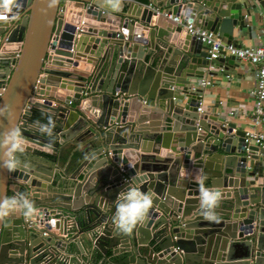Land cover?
Listing matches in <instances>:
<instances>
[{
  "label": "water",
  "instance_id": "water-1",
  "mask_svg": "<svg viewBox=\"0 0 264 264\" xmlns=\"http://www.w3.org/2000/svg\"><path fill=\"white\" fill-rule=\"evenodd\" d=\"M62 1L14 0L0 26V137L19 128L26 140L18 169L0 167V200L24 193L40 212L35 221H0V264H264V148H247L246 130L227 120L220 101L199 113L204 90L193 91L205 67L236 58L210 62L204 43L158 15L232 43L264 0H124L119 11L79 0L81 24L60 16ZM95 96L102 102L91 116L74 106ZM137 102L149 108L147 123L128 119ZM49 117L51 136L36 125ZM198 173L223 194L218 223L200 215ZM129 186L151 193L153 205L120 234L115 201ZM81 210L97 219L91 238H79L70 216Z\"/></svg>",
  "mask_w": 264,
  "mask_h": 264
},
{
  "label": "crops",
  "instance_id": "crops-1",
  "mask_svg": "<svg viewBox=\"0 0 264 264\" xmlns=\"http://www.w3.org/2000/svg\"><path fill=\"white\" fill-rule=\"evenodd\" d=\"M124 1V0H123ZM125 1H132V0H125ZM79 2V1H75ZM134 2V0H133ZM80 4V3H79ZM79 4L69 5L66 11V18L65 21L68 23H77L86 20V13L85 9L82 8ZM81 14V17L78 14ZM252 15L248 16L247 23L248 28L240 33L238 29L235 30V39L232 41L233 44L238 45L243 48L247 47H255L260 45V37L262 33V22H263V14L264 11H252ZM164 14V13H163ZM115 18V17H111ZM160 19L163 20L165 24H168L172 27L173 30L178 26L174 21L170 19H165L163 15H160ZM9 21L0 22V26L6 24ZM227 42H229L226 39ZM146 55V54H145ZM219 65H215L217 68ZM220 66H224L226 69V73L222 74L219 73L217 70L213 72H206L203 78L210 79L213 76V84L204 89V99L202 102V107L204 111L208 108L213 107L217 101H220L222 106V110L224 115L226 116L228 121L237 123L239 127L244 128L245 130L252 127L254 121V110H255V91H256V67L250 63H244L240 60L236 59L233 63L230 61H226L225 63L221 64ZM85 67H89L86 63H80L79 72L83 73L84 75H89V71L85 70ZM60 69V68H57ZM204 70V69H203ZM227 75H231L230 79L227 78ZM85 84H90V81H87ZM59 93L62 95H68L70 92L67 90L59 89ZM96 101L101 103V96H95L92 98L87 97L82 103L74 104L75 107L80 109L82 112L86 113V115L91 116L93 113L94 107L91 106L93 103L95 104ZM93 104V105H94ZM55 107V103L53 104ZM99 113V112H98ZM130 117L129 120L134 118V115L137 116L135 118H139L141 123H147L149 121V108L145 107L142 102H137L133 107L130 109ZM94 115H92L93 117ZM99 117V114H98ZM174 141V140H172ZM173 143V142H172ZM45 155L51 154L52 150L43 148ZM160 152L171 153V150H166L162 148ZM125 157H128L132 164L137 162V157L128 155L125 152ZM192 162V161H191ZM193 165H189V173L187 180L190 181V177L193 173L192 167ZM66 171L70 173V167H65ZM183 175V173L181 174ZM196 181V179H195ZM51 193V192H50ZM55 203V202H52ZM72 205V204H71ZM73 206V205H72ZM78 214H81V217H87L86 211L81 210L78 212H74L71 217L76 219V222H79L81 217H78ZM94 217V216H93ZM88 218V217H87ZM89 219V218H88ZM96 218L94 220L87 223L88 229L84 231L83 236H79V238L83 237H92V234L95 230L99 231V226L95 229H92L93 224L96 223ZM99 229V230H98ZM79 231L78 229H76ZM83 231V230H81ZM96 238H94V242ZM96 251V250H95ZM93 251V252H95Z\"/></svg>",
  "mask_w": 264,
  "mask_h": 264
},
{
  "label": "clouds",
  "instance_id": "clouds-1",
  "mask_svg": "<svg viewBox=\"0 0 264 264\" xmlns=\"http://www.w3.org/2000/svg\"><path fill=\"white\" fill-rule=\"evenodd\" d=\"M14 0H0V16L7 15L11 11ZM104 4L112 11H119L123 0H103ZM189 15L188 11L184 12ZM6 110H0V116ZM37 129L42 134L51 136L55 127L51 117L47 124L36 122ZM26 140L19 128H10L0 137V151L3 156L0 159V167L9 172H14L21 165L19 154L25 151ZM206 177L197 174L196 181L199 185V209L200 215L209 222H219L216 209L222 200V192L217 188L205 186ZM153 205V195L143 192L136 187L129 186L126 190L119 193L115 201V214L112 218L114 229L120 234H131L136 227L147 217ZM12 214H19L25 220L35 221L40 212L33 201L24 193H19L11 198L0 200V221Z\"/></svg>",
  "mask_w": 264,
  "mask_h": 264
},
{
  "label": "built area",
  "instance_id": "built-area-1",
  "mask_svg": "<svg viewBox=\"0 0 264 264\" xmlns=\"http://www.w3.org/2000/svg\"><path fill=\"white\" fill-rule=\"evenodd\" d=\"M75 1L79 0H63V6L60 8V16L66 18V9L69 5H73ZM11 11L4 16H0V22L9 21V15ZM158 15H163L165 19H170L174 21L177 25L182 26L187 33L196 38L198 41L204 43L207 47V53L209 55L208 60L214 62L220 59H226L235 57L244 63H250L256 67V91H255V110H254V121L252 127L246 130L245 143L247 148L249 146H259L264 148V14L262 22V33L260 37V45L255 47L243 48L233 43H229L224 38L223 34L216 33L211 30L203 29L197 26L195 23L190 22L182 17H175L169 13H158ZM19 57V50L16 51V58ZM14 67V63L12 64ZM217 70L219 73H226L224 66H218L211 64L204 68V73L213 72ZM232 76L227 75L230 79ZM213 76L210 79L201 78L198 80L197 85L193 88V91L204 90L213 84ZM199 113L204 112V108L201 106L198 109ZM75 227L79 229V225L74 221ZM95 240H98L96 237Z\"/></svg>",
  "mask_w": 264,
  "mask_h": 264
},
{
  "label": "trees",
  "instance_id": "trees-1",
  "mask_svg": "<svg viewBox=\"0 0 264 264\" xmlns=\"http://www.w3.org/2000/svg\"><path fill=\"white\" fill-rule=\"evenodd\" d=\"M134 1H138V2H142V3H146L147 0H134ZM89 218V217H88ZM87 217H81L79 219L78 225H79V229L86 231L88 229L87 227V223L89 222V219Z\"/></svg>",
  "mask_w": 264,
  "mask_h": 264
}]
</instances>
